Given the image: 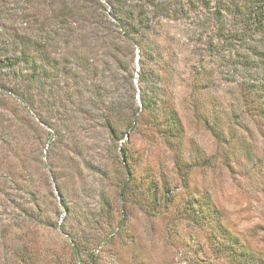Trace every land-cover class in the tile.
I'll list each match as a JSON object with an SVG mask.
<instances>
[{"label":"rangeland","instance_id":"374dc122","mask_svg":"<svg viewBox=\"0 0 264 264\" xmlns=\"http://www.w3.org/2000/svg\"><path fill=\"white\" fill-rule=\"evenodd\" d=\"M42 1L30 15H51V0ZM181 1L185 13L166 29L175 37L181 72L194 65L195 107L186 100V81L176 89L182 136L167 137L148 116L135 122L114 116L117 135L98 118L65 124L61 105L50 108L19 67L14 77L0 62V264H220L222 255L207 238L213 228L195 219L200 203L214 204V219L264 254V140L256 121L242 115L237 123L245 119L251 132L239 128L246 136L227 145L208 124L218 111L228 134L225 112L244 108L238 85L253 79L260 60L252 49L264 40L233 36L243 31L246 0ZM26 5L0 0V61L3 48L18 53L21 32H29ZM74 44L82 50L79 39ZM73 51L75 71L94 88L100 55L88 54L87 72L77 59L82 53ZM108 81L113 93L106 99L114 104L120 94H132ZM131 107H141L137 94ZM226 152L232 158L225 163Z\"/></svg>","mask_w":264,"mask_h":264},{"label":"trees","instance_id":"16d2710c","mask_svg":"<svg viewBox=\"0 0 264 264\" xmlns=\"http://www.w3.org/2000/svg\"><path fill=\"white\" fill-rule=\"evenodd\" d=\"M25 1L26 11L22 16L24 22L30 25L27 27L29 32H21L18 53L10 55L3 48L1 52L5 56L0 62L9 68L14 77H17L19 67L22 76L34 84L37 94L46 95L45 101L50 108L58 110L57 105H61L65 110L61 113L65 124L81 117L89 124L98 118L117 135L114 116L121 117L120 122H135L137 116H148L155 124L164 127L163 133L167 137L183 135L184 126L175 95L178 82L186 81V87L191 89L186 93V100H190L191 106L195 107L192 98L194 86L189 78L194 65H187L188 69L181 72L179 63L182 58L180 60L173 47L175 37L166 29L170 20H176L179 14L185 13L181 0H51V15L43 17L28 12L30 7L37 9L42 0ZM246 2L247 7L242 16L243 31L239 35L236 32L232 34L234 37L239 36L236 38L240 40L247 35L250 38L259 35L260 41L264 40V0ZM145 4L149 7H145ZM76 39L81 43V51L74 44ZM257 44L252 52L260 60L256 63L258 70L253 79L244 78L238 85L244 108L230 107L225 112L231 122L227 125L228 134L219 125L220 112L212 113L208 118V124L220 143L227 145L233 139H243L246 135L239 128L245 129L246 133L251 132L245 119L244 123H237L240 117L243 118L242 115L256 121V127L264 140V41L263 45ZM73 50L82 53L77 59L84 63L83 68L87 72L91 70L88 54L100 55L99 60L103 64L97 67L100 83L94 88L90 86L88 76L75 71L71 56ZM106 56L116 61L114 66ZM135 63L137 70L133 67ZM183 72L188 75L186 79L183 78ZM108 80L114 81V90L118 87L132 91L130 97L120 94L117 105L112 99L107 100L106 97L111 98L113 93ZM136 94L141 107L133 110L131 103ZM2 102L4 99L0 97V104ZM200 104L202 106L203 102ZM70 105L76 106L78 110H73ZM101 105L106 109L103 112ZM92 127L95 124H91ZM248 156L252 158L253 154ZM224 157L226 163L232 158V153L226 152ZM212 207L206 208L205 204L200 203L194 215L198 224L209 222L213 228L207 238L212 240L211 249L222 255L220 264H264V254L231 231L220 217L215 220L214 214L219 213V209ZM23 212L27 215L25 210ZM11 219L12 226L19 227L17 215Z\"/></svg>","mask_w":264,"mask_h":264}]
</instances>
